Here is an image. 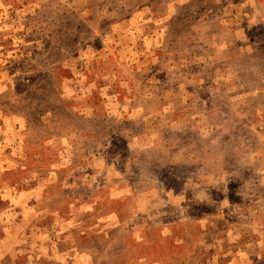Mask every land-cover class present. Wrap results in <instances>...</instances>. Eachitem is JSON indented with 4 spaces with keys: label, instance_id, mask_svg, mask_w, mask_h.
Here are the masks:
<instances>
[{
    "label": "rangeland",
    "instance_id": "rangeland-1",
    "mask_svg": "<svg viewBox=\"0 0 264 264\" xmlns=\"http://www.w3.org/2000/svg\"><path fill=\"white\" fill-rule=\"evenodd\" d=\"M0 264H264V0H0Z\"/></svg>",
    "mask_w": 264,
    "mask_h": 264
}]
</instances>
